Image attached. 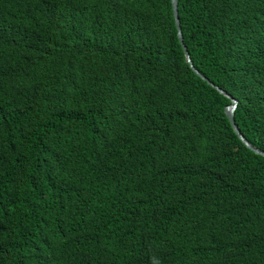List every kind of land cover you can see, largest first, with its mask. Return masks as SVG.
Returning a JSON list of instances; mask_svg holds the SVG:
<instances>
[{
  "label": "trees",
  "instance_id": "trees-1",
  "mask_svg": "<svg viewBox=\"0 0 264 264\" xmlns=\"http://www.w3.org/2000/svg\"><path fill=\"white\" fill-rule=\"evenodd\" d=\"M176 3L264 152V0ZM229 104L169 0H0V264H264Z\"/></svg>",
  "mask_w": 264,
  "mask_h": 264
},
{
  "label": "water",
  "instance_id": "water-1",
  "mask_svg": "<svg viewBox=\"0 0 264 264\" xmlns=\"http://www.w3.org/2000/svg\"><path fill=\"white\" fill-rule=\"evenodd\" d=\"M170 1V8H171V14H172V18H173V23L176 29V36L178 39V42L182 48L183 54H184V59L185 62L188 64L189 68L198 76L200 77L202 80H204L208 85H210L211 87H213L214 89L217 90L218 93H220L221 95L225 96L226 98H228L230 100V104L228 106H226L225 108V116L228 120V123L232 129V131L234 132V134L237 136V138L239 139V141L243 144V146H245V148H247L248 150H250L251 152H253L256 155L262 156L264 157V152L253 147L252 145H250L244 138L243 136L239 133L234 120H233V114H234V110L236 108V100H234L231 96L227 95L223 90L217 88L216 86H214L211 82H209L206 78H204L191 64L189 55L185 49V47L182 44V38H181V32H180V27H179V21H178V16H177V3L176 0H169Z\"/></svg>",
  "mask_w": 264,
  "mask_h": 264
}]
</instances>
